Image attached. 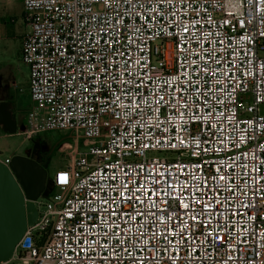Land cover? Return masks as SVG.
I'll list each match as a JSON object with an SVG mask.
<instances>
[{
    "label": "built area",
    "instance_id": "1",
    "mask_svg": "<svg viewBox=\"0 0 264 264\" xmlns=\"http://www.w3.org/2000/svg\"><path fill=\"white\" fill-rule=\"evenodd\" d=\"M22 7L18 131L86 141L0 264H264V0Z\"/></svg>",
    "mask_w": 264,
    "mask_h": 264
},
{
    "label": "water",
    "instance_id": "2",
    "mask_svg": "<svg viewBox=\"0 0 264 264\" xmlns=\"http://www.w3.org/2000/svg\"><path fill=\"white\" fill-rule=\"evenodd\" d=\"M0 128L7 132L16 128V118L4 108L2 100ZM31 151L12 152L7 164L0 161V259L9 255L25 223L33 219L35 207L30 198L40 194L44 187L46 169L30 156Z\"/></svg>",
    "mask_w": 264,
    "mask_h": 264
},
{
    "label": "rangeland",
    "instance_id": "3",
    "mask_svg": "<svg viewBox=\"0 0 264 264\" xmlns=\"http://www.w3.org/2000/svg\"><path fill=\"white\" fill-rule=\"evenodd\" d=\"M2 43L4 44L0 39V77L2 80H6L8 85L10 107L16 118V128L14 132L0 135V154L11 153L12 150L24 153V149L30 146L31 139L34 137L41 144L43 163L48 177L56 166L68 162L75 143H77L78 149H83L86 139L83 136L76 138L68 128L40 130L29 136H24L18 131L25 123L26 110L33 101L29 96L24 75H22L26 72V65L19 58L12 56L11 50ZM258 110L264 112V103L258 104ZM50 186L52 187L49 181V185L38 194V198L43 200ZM8 264H15V261L9 260Z\"/></svg>",
    "mask_w": 264,
    "mask_h": 264
},
{
    "label": "crops",
    "instance_id": "4",
    "mask_svg": "<svg viewBox=\"0 0 264 264\" xmlns=\"http://www.w3.org/2000/svg\"><path fill=\"white\" fill-rule=\"evenodd\" d=\"M27 29L28 22L23 17L22 0H0V39L4 42L2 45L11 50V55L20 60L21 36ZM22 62L26 65V72L22 75H24L25 84H27V64ZM0 130L2 129L0 128ZM14 151L12 150V152ZM42 165L45 167L44 164Z\"/></svg>",
    "mask_w": 264,
    "mask_h": 264
},
{
    "label": "flooded vegetation",
    "instance_id": "5",
    "mask_svg": "<svg viewBox=\"0 0 264 264\" xmlns=\"http://www.w3.org/2000/svg\"><path fill=\"white\" fill-rule=\"evenodd\" d=\"M0 100L3 101L4 108L9 109L11 111V114L13 115L12 109L10 107V98L8 96V85H7L6 80H2L1 77H0ZM40 146H41L40 142H38V140L33 137L31 139L30 146L28 148L24 149V153L26 151H28V150L30 151L32 149L30 156L32 158L36 159L37 161H39L40 163L44 164L43 163V159H44L43 154L41 153L42 148H40ZM47 185H49V180H48L47 175H45L44 187H43L42 191L45 190L44 188Z\"/></svg>",
    "mask_w": 264,
    "mask_h": 264
},
{
    "label": "snow or ice",
    "instance_id": "6",
    "mask_svg": "<svg viewBox=\"0 0 264 264\" xmlns=\"http://www.w3.org/2000/svg\"><path fill=\"white\" fill-rule=\"evenodd\" d=\"M187 31V30H186ZM221 179H223V177H221ZM123 195V194H122ZM185 207H187V205H185Z\"/></svg>",
    "mask_w": 264,
    "mask_h": 264
},
{
    "label": "trees",
    "instance_id": "7",
    "mask_svg": "<svg viewBox=\"0 0 264 264\" xmlns=\"http://www.w3.org/2000/svg\"><path fill=\"white\" fill-rule=\"evenodd\" d=\"M49 177V176H48ZM49 181H50V178H49Z\"/></svg>",
    "mask_w": 264,
    "mask_h": 264
}]
</instances>
